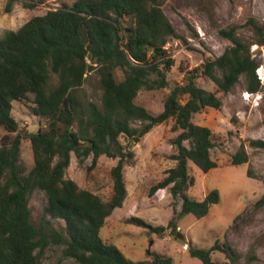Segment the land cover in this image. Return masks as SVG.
I'll return each instance as SVG.
<instances>
[{
	"label": "trees",
	"instance_id": "16d2710c",
	"mask_svg": "<svg viewBox=\"0 0 264 264\" xmlns=\"http://www.w3.org/2000/svg\"><path fill=\"white\" fill-rule=\"evenodd\" d=\"M13 1L8 4L9 12ZM162 1L76 0L71 6L33 17L0 39V127L8 133L0 147V264H42L50 244L65 247L64 255L78 264H174L173 258L157 253L150 255L151 261L134 262L101 237L108 219L128 196L125 169L135 158L129 143H140L155 127L170 120H174L172 130L179 132L172 140L176 165L150 189V197L169 189L174 198H181L177 220L187 215L202 219L220 202L218 190L203 201L188 195L196 183L190 175V162L204 173L218 166L211 154L215 147L211 129L192 121L207 108L222 107L217 94L199 87L197 72H192L185 85L168 95L160 114L153 115L135 103L144 89H166V72L174 65L166 45L176 31ZM27 7L34 9L35 4ZM248 23L255 32L253 43L243 41L237 27L223 29L220 35L232 46L203 65L202 74L224 94L243 76L248 92L260 91V63L251 54V46H264V30L254 19ZM94 69L103 92L101 106L85 103L80 93ZM117 70L124 75L120 82ZM53 76L58 77L56 87H51ZM183 96H187L184 103ZM14 102H30L34 116L49 120L45 130L28 134L35 162L30 172L21 158L24 136L13 116ZM251 144L264 149L263 141ZM72 154L80 164L92 157L89 172L103 156L116 160L110 171L113 194L108 201L66 177ZM246 163L248 154L241 145L232 164ZM36 190L44 192L47 200L44 216L65 222L62 231L50 226L45 234L35 227L29 204ZM258 204L264 205V197ZM128 223L160 235L167 230L138 217ZM169 227L175 230L177 221L172 220ZM215 251L224 253L230 264L235 262L230 247L219 243L210 250L192 248L190 255L202 264H214Z\"/></svg>",
	"mask_w": 264,
	"mask_h": 264
},
{
	"label": "rangeland",
	"instance_id": "374dc122",
	"mask_svg": "<svg viewBox=\"0 0 264 264\" xmlns=\"http://www.w3.org/2000/svg\"><path fill=\"white\" fill-rule=\"evenodd\" d=\"M75 2L14 0L9 12L10 0H0V39L9 31H17L35 16L45 15L63 5L71 6ZM33 4L34 9L27 7ZM161 6L176 31V36L170 38L166 45L174 65L166 72V89H144L139 92L135 103L153 115L160 114L168 95L176 87L185 85L188 74L192 72H197L196 84L199 87L217 94L222 100V107L207 108L203 113L194 115L192 121L211 129L215 143L211 154L218 166L204 173L190 162V175L196 183L188 195L203 201L211 191L218 190L220 202L212 206L208 216L202 219L187 215L177 220L182 210L181 198H174L169 189L159 190L150 197V189L163 181L167 171L176 165L172 156L177 150L172 140L179 132L172 130L174 120H170L155 127L140 143H129L135 158L125 169L128 196L123 207L115 210L108 219L101 237L105 242L116 245L134 262L151 261L150 255L157 253L173 258L174 264H202L190 255V249L210 250L219 243L220 246L230 247L235 256L232 264H264V205L258 204L264 197V149L251 144L258 140L264 142V46H251V54L260 63L257 76L261 88L258 93L247 91V80L243 76L230 93L224 94L202 74L208 59L222 56L232 46L220 35L221 30L237 27L238 36L247 43H253L256 38L248 23L250 19H254L264 30V0H163ZM88 63L92 64L90 60ZM115 76L119 82L124 79L121 70H117ZM57 85L58 77L53 76L51 87ZM80 93L85 103L95 102L101 106L103 92L96 69L87 74ZM186 100L187 96L181 97L183 103ZM32 108L30 102L13 103V116L19 123V133L24 136L21 158L28 172L35 164L28 134L45 130L49 125L48 119L34 116ZM6 135L7 131L0 127V147ZM124 145L128 142L124 141ZM241 145L245 146L248 163L234 166L232 159ZM115 164L116 160L103 156L89 172L92 157L80 164L72 154L66 177L82 189L108 201L113 194L110 171ZM46 203L44 192L36 190L29 204L32 222L45 234H49L50 226L62 231L64 221L44 216ZM133 217L167 230L160 235L129 224L128 220ZM172 220L177 221L175 230L169 227ZM64 249L63 246L50 244L44 252L42 264H78L64 255ZM212 259L214 264L231 263L220 251H215Z\"/></svg>",
	"mask_w": 264,
	"mask_h": 264
}]
</instances>
